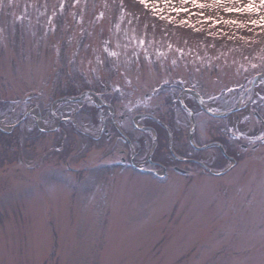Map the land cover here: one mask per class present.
<instances>
[{"label":"rangeland","instance_id":"obj_1","mask_svg":"<svg viewBox=\"0 0 264 264\" xmlns=\"http://www.w3.org/2000/svg\"><path fill=\"white\" fill-rule=\"evenodd\" d=\"M186 66L240 85L264 71V0H0V264H264V149L177 201L143 175L77 185L53 134L14 125L119 67L159 82Z\"/></svg>","mask_w":264,"mask_h":264},{"label":"flooded vegetation","instance_id":"obj_2","mask_svg":"<svg viewBox=\"0 0 264 264\" xmlns=\"http://www.w3.org/2000/svg\"><path fill=\"white\" fill-rule=\"evenodd\" d=\"M119 68L114 83L106 75L69 92L83 99L58 103L60 114L52 112V105L64 95L41 107L38 131L54 135L50 143L56 142L52 148L59 160L78 159L77 166H70L78 184L85 179L81 174L97 169L109 177L108 184L143 175L156 182L162 196L177 201L202 197L205 192L197 194L202 178H230L242 158L253 159L264 149V88L258 84L248 89L234 84L233 77L218 79L206 66L183 67L179 75L159 82L156 67ZM182 179L190 193L175 198L172 192Z\"/></svg>","mask_w":264,"mask_h":264},{"label":"snow or ice","instance_id":"obj_3","mask_svg":"<svg viewBox=\"0 0 264 264\" xmlns=\"http://www.w3.org/2000/svg\"><path fill=\"white\" fill-rule=\"evenodd\" d=\"M141 2H143V0H141ZM201 7H203V5H201Z\"/></svg>","mask_w":264,"mask_h":264},{"label":"bare ground","instance_id":"obj_4","mask_svg":"<svg viewBox=\"0 0 264 264\" xmlns=\"http://www.w3.org/2000/svg\"><path fill=\"white\" fill-rule=\"evenodd\" d=\"M2 125V124H1Z\"/></svg>","mask_w":264,"mask_h":264}]
</instances>
